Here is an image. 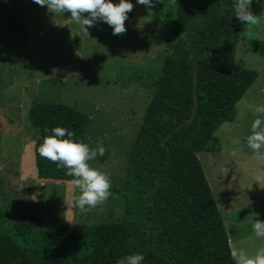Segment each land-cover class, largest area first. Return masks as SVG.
<instances>
[{"label":"rangeland","instance_id":"1","mask_svg":"<svg viewBox=\"0 0 264 264\" xmlns=\"http://www.w3.org/2000/svg\"><path fill=\"white\" fill-rule=\"evenodd\" d=\"M134 5L127 29L160 36L162 43L140 45L124 33L97 21L88 33L70 13H52L34 0H0V212L13 222L21 211L34 213V231L116 221L123 199L112 189L125 173L128 152L154 92L164 55L176 51L182 38L170 33L176 0H157L151 9ZM119 3V0H113ZM251 10L264 14V0H252ZM234 47L237 65L257 73L236 104L237 119L222 123L215 134V151L197 157L209 183L232 247L256 252L264 248L257 237L252 213L264 221V208L252 189L264 186V157L247 147L257 106H264V56L248 43L264 40V15L255 26L240 22ZM33 100L62 102L88 115L86 141L95 150L102 142L103 156L89 161L108 174L111 195L101 205L81 212L71 200L78 195L72 181L42 179L36 174L34 146L38 128L29 120ZM264 153V152H263ZM259 191V190H258ZM233 208L226 210V207Z\"/></svg>","mask_w":264,"mask_h":264},{"label":"trees","instance_id":"2","mask_svg":"<svg viewBox=\"0 0 264 264\" xmlns=\"http://www.w3.org/2000/svg\"><path fill=\"white\" fill-rule=\"evenodd\" d=\"M234 2L176 0L170 33L182 38V45L162 59L124 177L112 189L123 199L121 218L34 231V213L21 211L10 222L1 211L0 264H117L132 253L144 256L142 264H234L222 214L197 157L215 151V131L235 121L236 104L257 77L234 60L240 26ZM125 34L140 45L162 43L146 30ZM248 43L264 56V40ZM28 117L38 128L37 176L72 181L38 148L56 126L87 144L88 115L66 103L33 100ZM0 190L4 195L1 180Z\"/></svg>","mask_w":264,"mask_h":264},{"label":"clouds","instance_id":"3","mask_svg":"<svg viewBox=\"0 0 264 264\" xmlns=\"http://www.w3.org/2000/svg\"><path fill=\"white\" fill-rule=\"evenodd\" d=\"M40 6H47L52 13H70V17L87 33L97 21L107 23L113 29V35H122L126 32L125 21L134 5L130 0H34ZM157 0H137V3L151 9ZM252 0H235L233 9L235 16L246 26L259 24L262 15H256L251 10ZM47 132L48 130L45 129ZM75 133L64 127L56 126L50 134L43 137L38 148L39 155L57 167L66 169V175L73 177L72 184L78 190V195L71 200L73 207L81 212L96 207L107 201L111 195V182L107 173L93 168L89 161L97 154L103 156L105 148L102 142L95 150L88 144L73 139ZM247 147L260 155L264 150V106H257L254 110V119L250 134L246 136ZM258 217L252 213L247 218L252 222V229L257 237L264 238V221L253 219ZM234 264H264V248L249 254L245 249L232 247L230 250ZM144 256L132 253L118 259L117 264H142Z\"/></svg>","mask_w":264,"mask_h":264},{"label":"crops","instance_id":"4","mask_svg":"<svg viewBox=\"0 0 264 264\" xmlns=\"http://www.w3.org/2000/svg\"><path fill=\"white\" fill-rule=\"evenodd\" d=\"M263 152H264V150H262L261 156L264 157V153ZM250 193H252L251 195H254L255 193L257 195H259V199L257 200V204H258V207L262 210L264 208V186H261V188L252 189ZM232 208H233V205H229V206L226 207V210H230ZM261 239L264 240V238H262V237H261ZM229 243H230V247L232 248V245H231L230 241H229ZM249 254L250 255L254 254V252H249Z\"/></svg>","mask_w":264,"mask_h":264},{"label":"water","instance_id":"5","mask_svg":"<svg viewBox=\"0 0 264 264\" xmlns=\"http://www.w3.org/2000/svg\"><path fill=\"white\" fill-rule=\"evenodd\" d=\"M188 121H190V119H188Z\"/></svg>","mask_w":264,"mask_h":264}]
</instances>
